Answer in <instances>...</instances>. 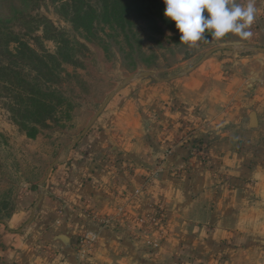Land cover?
Here are the masks:
<instances>
[{
  "label": "crops",
  "instance_id": "1",
  "mask_svg": "<svg viewBox=\"0 0 264 264\" xmlns=\"http://www.w3.org/2000/svg\"><path fill=\"white\" fill-rule=\"evenodd\" d=\"M255 2L243 48L113 95L0 223V264H264V0Z\"/></svg>",
  "mask_w": 264,
  "mask_h": 264
},
{
  "label": "rangeland",
  "instance_id": "2",
  "mask_svg": "<svg viewBox=\"0 0 264 264\" xmlns=\"http://www.w3.org/2000/svg\"><path fill=\"white\" fill-rule=\"evenodd\" d=\"M67 1L0 0V13L11 17L18 36L40 53H54L57 41L63 40L72 44L76 40L87 47L76 45L80 64L66 66L76 74L63 76L57 85L73 101L71 116L62 117L59 123L51 122L49 127H41L35 138L28 137L9 112L17 87L0 81V203L7 205L5 214L16 210L28 187L41 183L49 165L66 152L108 95L126 78L134 75V82L165 79L183 71L186 74L188 68L215 47L243 48L247 44L234 34L215 39L206 32L207 40L189 46L181 43L182 33L166 30L163 35H152L139 25L134 30L136 37L131 39L132 48L122 34L112 30L101 32L108 45L105 48L97 40L88 39L82 31L76 30L65 18L60 9ZM204 15L208 13L205 11ZM25 71L31 77L36 75L30 69ZM144 71L153 72V76H142Z\"/></svg>",
  "mask_w": 264,
  "mask_h": 264
},
{
  "label": "trees",
  "instance_id": "3",
  "mask_svg": "<svg viewBox=\"0 0 264 264\" xmlns=\"http://www.w3.org/2000/svg\"><path fill=\"white\" fill-rule=\"evenodd\" d=\"M165 8L163 0H68L60 11L76 30L105 48L107 42L100 34L107 30L122 34L132 48L131 39L136 37L134 30L139 25L152 35H163L166 30L180 33L175 21L164 15ZM76 45L87 49L76 40L73 44L63 40L57 41L54 53H40L18 36L11 17L0 13V81L17 87L9 112L28 137L35 138L41 127L71 116L73 101L57 85L63 76L76 74L66 68L80 64ZM29 69L35 77L25 71ZM6 207L5 203H0V221L11 215L4 213Z\"/></svg>",
  "mask_w": 264,
  "mask_h": 264
},
{
  "label": "clouds",
  "instance_id": "4",
  "mask_svg": "<svg viewBox=\"0 0 264 264\" xmlns=\"http://www.w3.org/2000/svg\"><path fill=\"white\" fill-rule=\"evenodd\" d=\"M164 15L175 21L182 33L181 43L196 45L207 40L205 33L212 38L222 39L228 34L247 40L253 36L251 26L257 16L255 0H163ZM205 11L208 13L204 15Z\"/></svg>",
  "mask_w": 264,
  "mask_h": 264
},
{
  "label": "water",
  "instance_id": "5",
  "mask_svg": "<svg viewBox=\"0 0 264 264\" xmlns=\"http://www.w3.org/2000/svg\"><path fill=\"white\" fill-rule=\"evenodd\" d=\"M228 48H229V46H218V47H215V48L209 50V51L206 53V55H205L200 61H198V62L195 63L193 66H191L190 68H188V69L185 71V73H188V72L192 71L193 69H195L196 67H198V66L202 63V61H204L209 55H211V54L214 53L215 51H217V50H223V49H228ZM255 49H256V50H259V51H264V47H257V48H255ZM141 75H142V76H153V72H151V71H144V72L141 73ZM133 78H135L134 75H132V76L126 78V79L124 80V82H123L121 85H119V86H118V87H117L112 93H110V94L108 95V97H107V98L105 99V101L102 103V105L100 106V108L95 112V114L93 115V117L91 118V120H90V121L87 123V125L84 127V129L82 130V132L80 133V135H79L76 139L73 140V142H72L73 145H75L80 139H82V137L85 135V133L87 132V130L90 128V126H91V125H92V124L98 119V117L100 116V114L105 110V108L107 107L108 103H109L110 100L112 99L113 95H114L116 92L120 91V90L122 89V87H123L126 83H128L129 81H131ZM159 80L161 81V80H167V79H159ZM56 164H57V161H54V162H52V163L49 165V167H48V169H47V173H46V175L44 176V178L41 180V183H44V182L47 180L49 174L51 173L52 169L54 168V166H55ZM2 222L5 223V224L7 225V222L1 220L0 223H2Z\"/></svg>",
  "mask_w": 264,
  "mask_h": 264
},
{
  "label": "built area",
  "instance_id": "6",
  "mask_svg": "<svg viewBox=\"0 0 264 264\" xmlns=\"http://www.w3.org/2000/svg\"><path fill=\"white\" fill-rule=\"evenodd\" d=\"M241 2H246V0H241ZM197 153H198V152H197ZM155 174H156L155 171L152 172V173H150V175H149V177H148V179H147V182L151 181V180L155 177ZM123 212H124V208L120 207V208L118 209V215H121ZM108 221H109V219L106 220V222H108ZM92 239H93V238H92ZM83 244L85 245V243H83ZM150 244H151V243H150ZM153 245H155V244H153ZM85 254H86L85 249H82V250H81V256L83 257V256H85Z\"/></svg>",
  "mask_w": 264,
  "mask_h": 264
}]
</instances>
